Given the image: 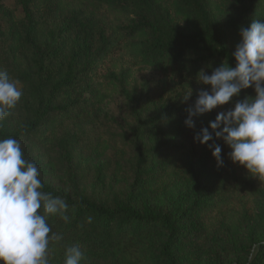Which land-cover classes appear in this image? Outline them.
Masks as SVG:
<instances>
[{
	"label": "trees",
	"instance_id": "trees-1",
	"mask_svg": "<svg viewBox=\"0 0 264 264\" xmlns=\"http://www.w3.org/2000/svg\"><path fill=\"white\" fill-rule=\"evenodd\" d=\"M15 1L0 264H264V0Z\"/></svg>",
	"mask_w": 264,
	"mask_h": 264
},
{
	"label": "rangeland",
	"instance_id": "rangeland-1",
	"mask_svg": "<svg viewBox=\"0 0 264 264\" xmlns=\"http://www.w3.org/2000/svg\"><path fill=\"white\" fill-rule=\"evenodd\" d=\"M0 1H4L6 3H8L11 7L16 6V1L15 0H0ZM8 61V60H7ZM156 77V74L154 72H150V71H144L138 74L137 76V85H138V90L143 92L144 91V87L142 86L143 81L148 80V79H152ZM147 103V101L145 102V104ZM115 110H117V108L115 107ZM124 114L122 113H118L116 114V118L122 119L123 123L126 125V127L130 126V122L125 121V118L123 117ZM117 130H120L121 128L119 127V124L117 125ZM100 137H98L99 139ZM111 139L110 136H106L105 139H103L102 141L107 143L109 142V140ZM97 143V142H96ZM118 145H120V142H116ZM101 145V144H100ZM112 152V150H110V153ZM59 164L56 162L51 163V166L49 167V170L52 171L53 174H57V170L59 169ZM254 178V177H253Z\"/></svg>",
	"mask_w": 264,
	"mask_h": 264
}]
</instances>
